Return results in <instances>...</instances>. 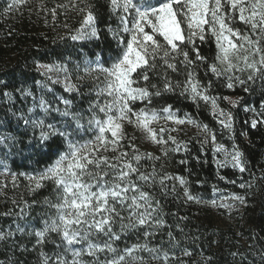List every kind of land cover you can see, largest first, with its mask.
I'll return each instance as SVG.
<instances>
[{"label":"snow or ice","instance_id":"6c2138e0","mask_svg":"<svg viewBox=\"0 0 264 264\" xmlns=\"http://www.w3.org/2000/svg\"><path fill=\"white\" fill-rule=\"evenodd\" d=\"M25 3L27 0H9L4 13L18 10ZM57 8L78 9L82 15L79 27L69 33L72 41L100 37L90 0H69L51 10L43 2L40 4V9L50 11L53 19ZM109 9L117 20L116 27L107 26L116 40L114 55L102 60L97 53L95 59L85 57L73 67L69 66L70 59L38 63L37 70L43 77L35 82L39 93L30 88L17 89L25 102L31 99L27 113H13L17 121L22 120L25 129H32V139L38 140L40 147L59 138L64 150H58L56 158L38 173L11 174L14 183L17 175L25 177L30 191L46 182L53 183L56 199L45 201L51 211L45 214L42 227H31L27 212L31 204L21 198L23 206L15 213V231L11 226L6 232L0 230V240L12 238L16 232L27 233L35 237L33 247L42 248L50 235L56 234L60 242H51L56 244L57 251L52 254L41 251V264H149V260L163 264L179 260L185 264L170 250L181 243L173 231L167 232V241L161 240L159 244L152 241L166 226L162 201L155 189L158 188L160 196L175 193V181L183 188L186 200L197 203L202 200L191 193L185 177L167 172L162 162V157L167 158L170 153L188 152L191 141L172 135L180 131L177 127L157 129L153 125L160 121L165 125H194L199 129L201 138L197 143L201 151L212 145L218 169L230 166L244 173L247 161L236 144L229 150L218 143L216 133L207 124L188 114L181 117L173 105L154 108L153 100L180 89L181 96L209 106L221 128L231 132L233 113L219 103L229 98L212 94L213 82L201 81L197 69L203 65L213 76L223 78L227 89L240 85L248 92L255 81H264V0H109ZM208 39H214L216 46L211 62L199 47ZM81 72L93 82L89 95L95 99L89 101L86 109H77L74 97L67 98V94L79 92L73 75L76 73V80H81L84 78L79 75ZM170 73L183 75L184 79L173 80ZM153 79L160 84L152 83ZM55 84L63 87L59 95L50 86ZM3 96L9 102L13 100L11 92L5 91ZM239 99L242 98L230 101L232 107ZM138 103L143 107H137ZM260 108L259 112L255 108L245 109L256 114L251 120L252 128L264 124V103ZM126 125H133L146 139L160 145L162 156L141 152L133 143L135 138L125 132ZM8 142L14 143L15 137L10 133L0 134V145L7 146ZM3 167L7 170V165ZM239 187L250 189L252 184L242 182ZM213 191L219 189L214 187ZM220 200L219 204L215 199L210 203L227 209L235 204L243 206L247 203V193L233 192ZM229 200L231 203L226 202ZM12 202L17 204L16 200ZM5 215L13 213L9 211ZM141 229L143 242L137 237L135 243L118 246L122 237ZM166 243L169 248L165 247ZM181 253L192 254L187 248L181 249Z\"/></svg>","mask_w":264,"mask_h":264},{"label":"trees","instance_id":"16d2710c","mask_svg":"<svg viewBox=\"0 0 264 264\" xmlns=\"http://www.w3.org/2000/svg\"><path fill=\"white\" fill-rule=\"evenodd\" d=\"M9 0H0V134H11L15 142H8L7 146L0 145V230L8 231L11 226L15 231V213L23 206L21 198L31 204L27 209L28 220L31 227H42V222L50 213L45 203L46 200L55 202L54 184L46 182L42 187L30 191L28 181L25 177L17 175L15 183L12 173H38L50 164L59 151L64 147L59 138H53L43 147L38 140L32 139L31 128L25 129L23 121H17L13 113L21 111L27 113L31 106V99L25 102L17 89L30 88L39 93L36 81L42 80L37 64H48L58 60H71L70 67L85 57L95 59L97 53L102 60L114 55L116 40L107 31V26H117V20L109 9V0H90L94 5L97 16L100 37L88 41H72L70 31L79 27L82 15L78 9L57 8V14L53 19L51 12L40 9L43 2L45 8L51 10L57 4H67L69 0H27L18 10L5 14L4 8ZM67 24L68 27H65ZM243 27L242 25H237ZM201 54L208 57L209 62L216 54L214 39H208L199 45ZM198 77L204 83L211 80L212 94L221 97L235 96L239 102L235 107L227 100H221L220 106L230 110L234 116L233 129L229 132L221 128L217 119L213 116L209 106L204 102H193L187 96L180 95V89L175 92L163 93L155 97L152 107L160 108L164 105H173L178 114H185L195 118L197 121L207 124L216 133L217 142L226 147L233 144L243 152L247 161V171L240 173L230 166L217 168L212 145H206L201 151V145L197 143L200 137L199 129L194 125H172L177 127L178 132L172 133L180 140H190L189 151L170 153L167 158L162 157L164 169L174 175L183 176L188 181V187L194 196L201 197V202L188 201L184 196L183 188L177 184L176 192L167 196H160L158 188L157 198L161 199L166 226L161 229L153 244H159L161 240L167 241V232L173 231L176 238L181 241L176 249H170L180 256L185 264H264V124L258 123L256 128L251 127V120L255 113L246 111V108H255L256 112L261 110L264 103V81H255L250 91L245 92L244 87L236 85L234 89H227L223 78H217L201 65L197 69ZM74 83L79 85V92L67 94V98L74 97L77 109H86L90 100V89L93 82L90 77L84 76ZM173 80H183V75L170 73ZM152 83L160 84L153 79ZM57 95L61 94L63 87L55 84L50 85ZM11 92V102L3 96V93ZM137 107H143L138 103ZM11 110V111H10ZM87 115V113H85ZM158 129V128H157ZM125 132L129 137H134L135 143L141 152H151L162 156L161 146L155 143L146 145L144 133L133 125H126ZM39 132L35 133L38 137ZM167 137L165 136V139ZM34 145L28 147L27 145ZM114 155V153H109ZM181 160L187 162L181 164ZM145 164H148L145 161ZM3 165H7V170ZM150 166V165H149ZM160 162H157V168ZM220 176L226 177L221 180ZM235 181V184L229 183ZM248 182L252 184L250 189H241L239 184ZM224 193H247V203L240 208H220L210 203L215 199L213 188ZM13 200L17 204H13ZM32 201H36L32 204ZM217 204H219L217 202ZM11 211L13 215H5ZM177 225L179 227H177ZM170 226V227H169ZM180 229H183L181 232ZM143 229L132 232L122 237L118 242L119 247L135 243L137 237L143 242ZM60 242L56 234H51L49 242L42 248L36 247L35 237L27 233L16 232L12 238L0 240V264H41L40 252L52 254L57 251L56 244ZM20 245H24L21 249ZM166 248L170 246L166 243ZM187 248L191 256H182L181 249ZM237 255L233 256L232 254ZM147 257L146 253H141ZM87 258V257H86ZM149 264H163V261L149 260ZM169 264H180L179 260H170Z\"/></svg>","mask_w":264,"mask_h":264},{"label":"rangeland","instance_id":"374dc122","mask_svg":"<svg viewBox=\"0 0 264 264\" xmlns=\"http://www.w3.org/2000/svg\"><path fill=\"white\" fill-rule=\"evenodd\" d=\"M73 82H74V81H73ZM58 85L62 86L61 84H58ZM228 98H229V100H227V101H228L229 103H230V101L238 100V98L235 97V96H228ZM230 104H231V103H230ZM215 118H216V117H215ZM164 124H165L164 121H160L158 124H154L153 127H155V128H159V127H161V126H164ZM144 142H145L146 145H151V144H153L151 141H149L148 139H146L145 134H144ZM227 148H229V150H231L230 147H227ZM230 195H231L230 193H224V192H222V191H219V192H216V193H215V200H216L218 203H221V200H220V197H221V196H230ZM226 202L231 203L230 200H229V201H226ZM241 206H242V205L235 204L232 208H240Z\"/></svg>","mask_w":264,"mask_h":264}]
</instances>
